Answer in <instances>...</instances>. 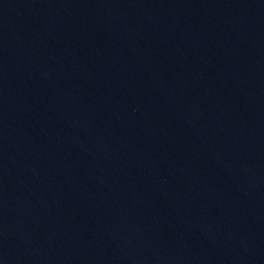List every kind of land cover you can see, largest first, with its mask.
I'll return each instance as SVG.
<instances>
[{"label":"water","instance_id":"water-1","mask_svg":"<svg viewBox=\"0 0 264 264\" xmlns=\"http://www.w3.org/2000/svg\"><path fill=\"white\" fill-rule=\"evenodd\" d=\"M0 264H264V0H0Z\"/></svg>","mask_w":264,"mask_h":264}]
</instances>
